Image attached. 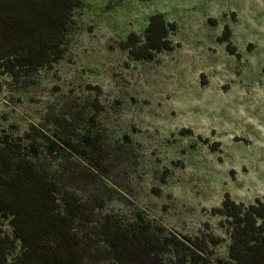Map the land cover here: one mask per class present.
<instances>
[{
	"label": "rangeland",
	"instance_id": "obj_1",
	"mask_svg": "<svg viewBox=\"0 0 264 264\" xmlns=\"http://www.w3.org/2000/svg\"><path fill=\"white\" fill-rule=\"evenodd\" d=\"M156 13L175 25L174 49L132 58L125 40ZM69 36L52 67L0 72L2 142L77 191L92 225L148 221L180 237L209 226L227 259L212 209L264 196V0H83Z\"/></svg>",
	"mask_w": 264,
	"mask_h": 264
},
{
	"label": "trees",
	"instance_id": "obj_2",
	"mask_svg": "<svg viewBox=\"0 0 264 264\" xmlns=\"http://www.w3.org/2000/svg\"><path fill=\"white\" fill-rule=\"evenodd\" d=\"M82 3L0 0V72L22 79L52 67L67 51ZM174 26L153 14L144 37L132 32L123 45L134 59H154L174 49ZM26 150L0 139V217L12 228L7 233L0 227V264H264V196L245 203L227 194L212 209L229 237L228 258L217 259L214 248L225 238L209 226L201 235L180 237L148 221L108 216L92 225L87 202L70 188L60 191L59 177Z\"/></svg>",
	"mask_w": 264,
	"mask_h": 264
}]
</instances>
